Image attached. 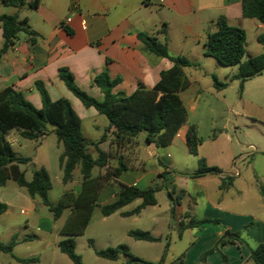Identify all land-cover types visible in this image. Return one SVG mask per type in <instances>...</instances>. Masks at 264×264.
I'll list each match as a JSON object with an SVG mask.
<instances>
[{
    "label": "crops",
    "instance_id": "1",
    "mask_svg": "<svg viewBox=\"0 0 264 264\" xmlns=\"http://www.w3.org/2000/svg\"><path fill=\"white\" fill-rule=\"evenodd\" d=\"M33 1L26 0L25 5L19 8L0 3V16L25 19L29 30L37 34L35 42L30 43L28 36L20 33L15 43L1 56L0 92L10 87L39 109L42 104L35 83L41 82L51 101L65 99L69 103L81 121V129L85 121H90L89 125L100 132L90 142L99 140L108 122L97 124L102 115L93 107H84L65 87L59 77L61 71L69 72L74 85L96 100H101L102 94L93 79L103 70L110 79L119 80L112 88L113 94L128 96L139 85L151 89L159 81L160 72L169 69L171 63L147 52L137 38L138 33L156 37L166 44L169 55L183 56L194 63V66L183 68L189 86L178 94L187 113L185 124L165 148L147 145L138 137L139 163L129 164L117 182L146 189L158 186V175L165 173L163 186L169 199L166 211L175 221L178 220L179 237L182 238L185 231L195 229L189 247L171 264H253L249 259L250 250L264 246V199L260 194V188L264 189V133L256 147L251 144L237 146L239 151L225 157L217 145V137L212 135L210 142L220 155L219 160L208 161L205 154L202 158L207 166L219 169V174L192 178L197 165L195 169L187 168L181 161L189 157L197 159L188 153L185 135L188 126L195 125L200 137L198 125L189 121V115L197 113L198 99L207 87L211 92L222 94L224 103L234 116L241 115L252 123V127H264V70L240 83L235 78L238 67L235 66L236 73L231 69L230 72L234 73L232 78L241 90V95L234 98L228 92L232 84L217 90L210 83L213 76L217 80L220 76L227 80L229 75L217 67L215 60L204 55L206 31L214 29L219 16H224L229 25L245 31L243 59L264 51L257 39L264 37V26L256 19L242 16L241 0H38L34 7H30L29 3ZM2 45L0 28V49ZM241 100L242 114L234 110ZM231 127L233 130L237 128L235 123ZM14 134L21 138L18 131H10L6 140L11 147L18 144ZM202 145L201 140L198 148ZM99 148L107 151L108 141L101 143ZM188 179L196 186L193 194L196 199L186 189ZM116 195L117 192L115 198ZM14 200L25 206L21 210L23 214L35 211V201L13 190L9 194L0 192V203L7 207L4 213L14 205ZM157 204L156 198V205L147 206L137 215L128 217L135 219L148 207L154 211ZM126 212L130 211L120 212V217ZM203 219L217 220V223L185 227L191 220ZM152 220L155 225L154 217ZM56 221L52 222L53 227ZM53 227L49 226L44 233L51 234L52 230H57ZM147 232L157 237L154 231ZM225 232L231 235L224 236ZM236 234L238 239L234 238ZM229 238L234 240L228 241ZM16 241L18 244L17 235ZM55 242L58 248L59 242Z\"/></svg>",
    "mask_w": 264,
    "mask_h": 264
},
{
    "label": "trees",
    "instance_id": "2",
    "mask_svg": "<svg viewBox=\"0 0 264 264\" xmlns=\"http://www.w3.org/2000/svg\"><path fill=\"white\" fill-rule=\"evenodd\" d=\"M26 0H0L5 6L19 8L25 5ZM38 0L29 3L34 7ZM242 16L256 19L264 26V0H241ZM3 45L1 56L11 47L20 33L28 36L30 43L35 42L36 32L29 30L25 19L17 16H0ZM138 40L144 45L147 52L167 59L171 67L160 72L159 81L151 89L139 85L130 95L113 94L112 88L119 82L112 80L103 70L93 79L99 88L102 99L96 100L79 90L73 83L72 76L67 71L59 73L65 87L86 107H93L99 115L106 118L108 124L97 142L86 141L81 132V121L65 99L51 101L41 82L35 83V90L41 98V108L36 109L25 97L12 88H5L0 92V187L13 181L19 188L25 190L31 200L39 199L52 215L53 221L58 220L63 211L68 215L59 230L60 235L66 237L58 243V249L65 254L72 264H83L81 257L75 253L73 237L82 235L91 218L93 208L103 190V185L110 183L117 188L116 198L110 203L100 206L103 217H107L130 204L135 200L141 203L130 212L123 213V217L133 216L147 206L156 205L155 193L158 186L139 189L125 186L117 182L119 175L129 167L120 150L137 147L138 137L143 134V141L156 148H165L171 144L178 129L185 124L187 113L179 98V92L189 86L183 73V68L194 66L183 56H171L167 46L154 36L145 33L137 34ZM258 42L264 47V37L259 36ZM245 31L231 26L224 16H219L214 29L206 31L204 55L215 60L222 67H238L235 76L242 83L246 79L260 74L264 70V51L252 58L243 59L245 53ZM213 86L220 90L226 83L219 82L213 76ZM47 126L53 129L57 142L62 145L63 152L59 155V167L62 170V183L73 180V171L78 168L80 174L79 191L65 192L54 204L48 198L52 188L47 171L40 168L33 171L30 181L24 179L21 165L28 163V159L15 156L6 135L16 130L19 136L26 140H38L45 135ZM186 145L188 153L194 157L198 154L201 139L195 125H189L186 131ZM105 141L109 149L103 151L99 145ZM95 154V155H94ZM115 161V166H109ZM96 169V171H94ZM216 167H209L204 158H197V170L191 174L197 178L205 174H219ZM161 182L165 180V173L158 175ZM264 199V189L260 188ZM6 205L0 203V215L5 212ZM217 220H191L185 227H194ZM127 235L136 241L153 242L156 240L149 232L130 230ZM234 238L238 239L236 234ZM229 238L228 241H233ZM224 241H221L223 243ZM17 244L16 235H13L7 244L0 242V251L11 253ZM92 245V242H89ZM97 257L115 261L119 254L129 255V248L120 245L104 250L93 249ZM18 262L29 263L35 258L19 259ZM249 259L253 264H264V246L259 245L250 250ZM124 264H164L163 259L158 263H150L137 258H130Z\"/></svg>",
    "mask_w": 264,
    "mask_h": 264
},
{
    "label": "rangeland",
    "instance_id": "3",
    "mask_svg": "<svg viewBox=\"0 0 264 264\" xmlns=\"http://www.w3.org/2000/svg\"><path fill=\"white\" fill-rule=\"evenodd\" d=\"M250 45V43H249ZM248 45V46H249ZM249 47L247 48V50ZM245 58V57H244ZM211 62L212 59H209ZM223 72H227L228 78L224 80L219 78V82L232 84L228 92L235 98L241 95L238 83L232 78L230 70L236 71V67H222ZM236 73V72H235ZM235 76V75H234ZM211 84L213 83L210 82ZM206 88V87H205ZM205 92L198 99V111L195 114L189 115L191 123H197L202 140V147L198 148L197 158H202V154L207 155L208 161L216 162L219 160V154L211 145L212 135L217 137V145L223 151V157L239 151L240 147L249 144L255 147L262 141L264 127H252V123L246 121L240 116H234L231 108L224 103L222 94L218 91H210V87L206 88ZM242 100L234 107V110L242 114ZM99 122H105V117H100ZM235 123L237 128L232 129L231 125ZM90 121H85L82 125L81 132L86 141H94L100 132L91 127ZM225 126H227L225 128ZM52 128L47 126V131L44 136L38 140H26L17 137L18 144H13V152L18 158L28 159V163L20 166V170L24 172V179L30 181L33 171L43 168L47 171L52 188L48 193V198L52 203H56L63 193L73 192L75 195L79 191L80 174L79 169L73 171V180L70 183L63 184L62 170L59 167V155L63 152L62 145L57 142L56 136L51 131ZM98 131V132H97ZM227 131V132H226ZM99 133V134H98ZM139 137L143 141V135ZM139 138V139H140ZM141 141V142H142ZM237 144V145H236ZM237 146H240L239 148ZM108 147V146H106ZM106 149V148H105ZM120 155H123L126 162L130 165L138 164L140 156L137 147L126 148L120 150ZM95 155V154H94ZM183 160L182 165L187 168H196L197 159ZM109 166H115V161H110ZM96 171V169L94 170ZM158 190L155 197L158 200L157 207L154 211L148 207L141 215L135 217H120L119 213L131 211L137 207L140 200L130 203L120 209L118 213L103 217L100 212V206L110 203L114 200L117 189L111 185V182L103 185L102 193L100 194L97 204L93 208V212L87 227L82 235L73 237L75 243V253L78 254L83 264H124L130 258H137L150 263H158L163 259L164 264H171L176 261L184 250L189 247V243L195 229H190L184 232L182 238L179 237L177 227L178 220L173 219L170 212L166 211L168 204V195L164 189L161 179L157 182ZM187 191L193 195L196 186L190 179L187 180ZM13 190L27 196L25 190L19 188L13 181H9L4 187H0V192L11 193ZM28 197V196H27ZM35 201V211L22 213V208L25 206L16 200L7 213L0 215V242L7 244L13 235H17L18 244L14 247L11 253L0 251V264H72L69 258L60 252L56 246V242H60L66 237L60 235L57 231L62 227L68 211H63L61 217L55 222L52 233H44L52 226V215L48 209L43 206L39 199ZM180 202V198H178ZM152 217L155 219L153 224ZM152 220V221H151ZM54 224V223H53ZM53 227V228H54ZM130 230L154 231L156 240L153 242L136 241L127 235ZM92 242V245L89 242ZM120 245H125L129 248V255L119 254L117 260L109 261L97 257L93 249L104 250L106 248H115ZM35 258V261L29 263H21L13 259Z\"/></svg>",
    "mask_w": 264,
    "mask_h": 264
},
{
    "label": "water",
    "instance_id": "4",
    "mask_svg": "<svg viewBox=\"0 0 264 264\" xmlns=\"http://www.w3.org/2000/svg\"><path fill=\"white\" fill-rule=\"evenodd\" d=\"M231 234L229 232H225L224 236H230Z\"/></svg>",
    "mask_w": 264,
    "mask_h": 264
}]
</instances>
